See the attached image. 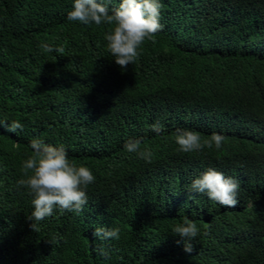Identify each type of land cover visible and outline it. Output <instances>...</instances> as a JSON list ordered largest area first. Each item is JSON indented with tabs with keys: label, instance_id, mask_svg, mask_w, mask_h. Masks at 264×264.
Instances as JSON below:
<instances>
[{
	"label": "trees",
	"instance_id": "1",
	"mask_svg": "<svg viewBox=\"0 0 264 264\" xmlns=\"http://www.w3.org/2000/svg\"><path fill=\"white\" fill-rule=\"evenodd\" d=\"M73 3L0 0V125H23L0 126V264H264V0H160L163 28L126 70L108 25L67 20ZM177 128L225 139L185 154ZM35 138L95 181L79 215L57 209L33 230L17 182ZM135 138L150 163L124 150ZM208 168L240 182L237 207L189 193ZM185 218L199 229L191 253L172 231ZM100 226L119 239L93 237Z\"/></svg>",
	"mask_w": 264,
	"mask_h": 264
},
{
	"label": "clouds",
	"instance_id": "2",
	"mask_svg": "<svg viewBox=\"0 0 264 264\" xmlns=\"http://www.w3.org/2000/svg\"><path fill=\"white\" fill-rule=\"evenodd\" d=\"M105 0H74L72 10L67 13L69 22H79L84 25H108L105 35L107 51L112 55L116 65L126 70L135 64L139 51L145 40H151L163 26L160 24V0H120L118 7L109 8ZM39 47L44 53L53 51L63 54L64 48H53L47 43ZM9 132L22 130L18 121L0 125ZM152 131L160 136L163 125L156 121L151 125ZM178 151L189 154L202 152L205 148L220 150L224 137L219 133L201 140L200 133L194 130L177 128L173 133ZM143 138L129 139L124 144V150L137 154L146 162H151L152 152L142 149ZM31 155L23 162V177L17 184L27 190L32 197L34 211L27 217L32 221L31 227L53 215L55 210L74 212L79 215L88 202L87 188L94 183L95 177L89 168L77 166L63 146L46 144L42 139H32L29 145ZM240 182L233 177H226L222 172L208 168L200 177L194 179L189 187V193L205 194L209 200L227 207H237ZM189 198H192L190 196ZM173 235L184 241V251L191 253L199 229L195 222L185 218L182 224H177ZM120 229L100 226L95 228L93 237L100 240L119 239ZM179 243V241H178ZM102 252V250H101ZM102 254L106 255V253Z\"/></svg>",
	"mask_w": 264,
	"mask_h": 264
}]
</instances>
